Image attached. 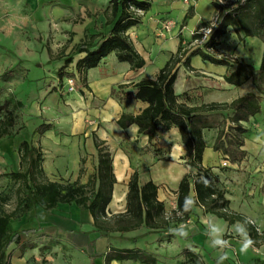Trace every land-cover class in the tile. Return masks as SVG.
I'll return each mask as SVG.
<instances>
[{
	"label": "rangeland",
	"instance_id": "1",
	"mask_svg": "<svg viewBox=\"0 0 264 264\" xmlns=\"http://www.w3.org/2000/svg\"><path fill=\"white\" fill-rule=\"evenodd\" d=\"M149 1V11L139 12L140 23L135 29L132 26L127 30L131 41L147 59L142 68L131 71L128 64L119 62L113 53L88 70L76 67L84 54L75 55L74 61L64 66L65 58L82 38L108 32L110 26L105 25L104 11L109 0H0V102L14 95L22 103L20 108L14 109L15 126L9 134L0 137V194L10 196L4 210L11 212L16 207L18 182L10 181L6 173L23 170L19 152L23 140L42 156L43 176L38 177L66 186L75 182L85 184L94 172V137L107 143L115 173L121 175V161L128 160L126 173L120 176L108 206L111 229L115 226L114 215L125 211V187L134 170L138 171L141 184L149 179L157 184L165 205L164 230L151 233L143 227L124 234L111 229L94 231L93 224L83 219L82 210L74 202L61 203L50 211L37 207L11 221L12 229L21 232L20 241L7 250L11 264H101L102 256L110 247H139L151 253L159 264L182 261L184 258L179 253L184 247L200 253L206 264H217L222 254L227 256L222 264H248L243 262L244 253H239L242 259L239 261L233 255L234 249L221 251L211 246V240L217 235L210 232L211 229H219L222 239L231 237L233 230L229 227L224 230L218 225V219L205 215L196 202L187 221H181V213L175 212L179 180L185 173L196 171L189 165L178 131L158 132L149 142L145 136L137 134L136 127L120 129L116 124L121 113H138L143 108L144 104L133 96L135 83L155 77L170 56V51L155 55L153 46L164 45L176 34L173 33L178 22L176 16L187 6H196L202 11L208 5L204 0H199L198 5L195 0H190L189 4L184 2L187 0ZM213 1L215 10L208 22L215 27L223 11L237 0ZM258 27V36H245L230 27L214 48L204 46L205 36L211 33L208 28L201 29L204 32L201 40L189 44L191 38L188 37L186 42L190 49L200 47L226 60L229 66L192 57V67L180 66L178 72L175 83L178 101L189 106L230 103L249 91H256L250 80L233 86L224 77L240 61L254 68L259 66L264 50V22ZM10 69L14 71L6 72ZM262 97L261 113L243 123L247 129L242 135L247 157L239 165H231L221 152L211 148L218 130H227L231 125V110L222 107L203 112L201 120L206 125L202 166L211 170L218 186L226 191L229 211L251 221L250 225L258 233L255 241L261 245L264 244V226L251 214H264V92ZM189 197L194 199L193 191ZM235 222L246 226L244 222ZM180 225L186 226L189 233L186 238L169 231ZM26 228L34 231H24ZM135 238H139L138 241L132 242ZM111 264L141 263L127 260Z\"/></svg>",
	"mask_w": 264,
	"mask_h": 264
},
{
	"label": "trees",
	"instance_id": "2",
	"mask_svg": "<svg viewBox=\"0 0 264 264\" xmlns=\"http://www.w3.org/2000/svg\"><path fill=\"white\" fill-rule=\"evenodd\" d=\"M214 4L216 2L213 1ZM150 7L149 0H109V5L104 11L105 25L110 26L108 32L90 34L82 38L73 46L71 55L65 58L64 66L72 63L75 55L84 54L76 62V67L78 70H88L97 67L102 58L114 52L117 60L127 62L131 69L142 68L145 60L136 50L127 30L139 24L141 20L139 12L145 13ZM192 12L193 8H190L183 22L189 18V15L191 16ZM250 19H252L251 22H249ZM263 22L264 0H237L229 9L223 11L215 27H212L208 21H201L198 29L192 33L189 44L195 40H201L204 37L201 29L205 28L211 31L209 36H205V48L216 47L230 26L238 29L245 36H258L260 34L258 25ZM194 56H199L203 61L215 65L229 66L226 60L218 59L200 47L190 49L189 45H182L180 40L176 51L170 54L155 77L145 78L135 83L133 96L145 106L138 113H121L116 119V124L120 129L135 126L137 134L145 136L149 142L154 140L158 132L176 129L184 145L189 165L196 170L185 173L178 182L175 212L181 213V221H187L190 218L192 206H189V210H185V198L189 197L190 192L193 191L195 202L202 207L204 213L222 218L229 225L235 221L244 222L254 242L252 235L253 232L256 234L255 229L244 216L229 211L230 201L226 197V191L218 186L211 170L202 166L206 148L203 128L206 125L201 120L203 112L228 107L231 110V125L227 130H218L211 148L215 152H221L231 165H239L246 159L247 151L244 149L245 142L242 135L247 132V129L243 123L261 113L264 92V50L257 68L240 61L224 77L225 81L233 86H241L250 80L256 91H249L230 103L212 102L200 106H189L179 102L175 92L180 66L191 68V58ZM13 71L14 69H10L6 72ZM6 72L2 75L4 79ZM59 74L62 76V72ZM21 106V101L14 95H9L0 102V137L9 134L15 126L14 109ZM94 147L96 164L87 182L85 184L75 182L63 186L55 181L41 180L39 177L43 176L42 156L28 141L23 140L20 143V162L24 168L6 173L10 181L18 182L17 202L13 211L4 210V204L10 196L0 194V264H11L7 250L11 244L20 241L21 232L12 229V219H18L37 207L50 211L57 208L60 203L74 202L81 210L90 213L94 231L103 232L111 229L107 214L114 184L117 181L113 155L105 141L95 137ZM203 179L209 180L210 185L206 187ZM157 190V184L151 179L141 184L139 173L134 170L127 182L125 211L114 215L113 218H116V221L111 231L124 234L143 227L151 233L164 230L165 205L158 199ZM24 231L31 232L34 229L26 228ZM138 239L135 238L132 242ZM91 245L93 246L92 241ZM181 255L184 259L177 264H206L202 255L190 247H184L179 253V256ZM103 257L104 264L127 260L141 264H159L151 253L139 247H110Z\"/></svg>",
	"mask_w": 264,
	"mask_h": 264
},
{
	"label": "crops",
	"instance_id": "3",
	"mask_svg": "<svg viewBox=\"0 0 264 264\" xmlns=\"http://www.w3.org/2000/svg\"><path fill=\"white\" fill-rule=\"evenodd\" d=\"M195 1H196V5H198V1L199 0H195ZM204 1L208 2V5L202 11L199 10L198 8H195L196 6H193L194 12L192 14L191 19L189 20V21H192L191 24H189V21H187V20L185 22H183L185 16L188 15L189 9L192 8L191 6L190 7L189 6L185 7V9H183L181 11V14H178L179 16H176V17H178L177 18V21L178 22L176 23V25H177L176 28L177 29L174 27V30H173V33H176V34L171 38V40L166 41L167 45H165L166 43L164 45H154L153 46V52L155 53V55L162 56L164 54H167V52H169V51L171 53H174L176 51V49H177V46H178L180 40L182 41V45H184V46L185 45H189L188 44L189 42L187 43L186 42V39L188 37L191 38L192 33L195 32L198 29V25H199V23L201 21H208L210 19L211 15H213V13H214V10L215 9H214V5H213V0H204ZM184 2H186L187 4H189L190 0H187V1H184ZM189 17H190V15H189ZM230 27H228L227 30H229ZM133 29H135V26H133ZM168 44H171V45H168ZM134 46H135L136 50L139 52V54L144 58L145 64H147V59H146L145 55L141 52V50L135 44H134ZM112 53L115 54L114 52H112ZM112 53H110V54H112ZM166 59H165V61H166ZM125 63H127V62H125ZM128 67L130 68L129 64H128ZM131 71H134V70L131 69ZM106 81L107 80H104V82H106ZM105 144H107V143L105 142ZM121 163H122L121 175H119V173L118 174L115 173V167H114V173H115V176H116V180L117 181L114 184L113 196L115 194V191H116V188H117V184L120 181V179H119L120 176L123 177V175H125V173H126V166H128V160L127 159L122 160ZM113 165H114V161H113ZM130 175H129V177H130ZM126 192H127V186L125 187V195H126ZM113 196H112V199H113ZM157 196H158V199L159 200H161V201L163 200L160 197V189L159 188L157 190ZM231 205H232V203H231ZM230 208H233V206H230ZM204 214L205 215H208V216L216 217L218 219V223H219L218 225H220L221 227L225 228L224 230H226V228H228V227H229V229L231 228L233 230V233L231 234V237H227L225 239V240H227L229 242V246L226 248V250H233L234 249L233 255L235 257H238L239 258L240 257L239 256L240 248H238V247L241 244L240 242H242V238L241 237L234 236L236 233H235L234 228H233V226L237 222H234L232 225H228V223L225 220H223L222 218H218L217 216L212 215V214H209V213H204ZM251 216H254L258 220V223H260V221H261V225L263 224V226H264V220H263L264 214H261L259 216L258 215V212H257V213H253V215L251 214ZM82 217H83L84 220L90 221L93 224L92 216L90 215V213L88 211L82 210ZM72 222H74V221H72ZM68 224H71V223H67V225ZM244 227L248 231V227H246V226H244ZM250 230L252 231V229H250ZM263 231H264V228H263ZM257 234H258L257 232H256V234L253 232V235L252 236L254 238V242H253L252 246L250 247V249L247 250V252H244V256H243V258H244L243 262L244 263L256 264V262H258V264H264L263 263V261H264V244L261 245V244H259V243H257L255 241V237L258 236ZM226 250H224V251L226 252ZM221 254L222 253H220L219 255H221ZM101 259H102V262L104 264V257L102 256ZM239 261H242V259L239 258ZM102 262H101V264H102ZM112 262H116V261H112Z\"/></svg>",
	"mask_w": 264,
	"mask_h": 264
},
{
	"label": "clouds",
	"instance_id": "4",
	"mask_svg": "<svg viewBox=\"0 0 264 264\" xmlns=\"http://www.w3.org/2000/svg\"><path fill=\"white\" fill-rule=\"evenodd\" d=\"M256 139L259 140L258 137ZM203 183L205 184L206 187L210 185V181L207 179H203ZM194 204H195V201L193 198H191V197L185 198V210H189V206H193ZM246 220L248 223H251V221L248 220L247 218H246ZM185 228H186L185 225H180L179 227L170 228L169 231L175 235L186 238L189 233L187 230H185ZM233 228H234L235 233L242 238V244H241L240 252L241 253L247 252V250L253 244L251 237L248 235L247 229L242 224H240V222H237L233 226ZM210 232L217 233V235H215V237L211 240V246L213 248H217V249L223 251V249H225L229 246V242L227 240L221 238L223 233H221L219 229L213 228L210 230ZM210 232H207V235H209ZM226 258H227L226 254H222L219 257L217 264H222V261Z\"/></svg>",
	"mask_w": 264,
	"mask_h": 264
},
{
	"label": "built area",
	"instance_id": "5",
	"mask_svg": "<svg viewBox=\"0 0 264 264\" xmlns=\"http://www.w3.org/2000/svg\"><path fill=\"white\" fill-rule=\"evenodd\" d=\"M221 1V0H220ZM69 82H71V80H69Z\"/></svg>",
	"mask_w": 264,
	"mask_h": 264
}]
</instances>
